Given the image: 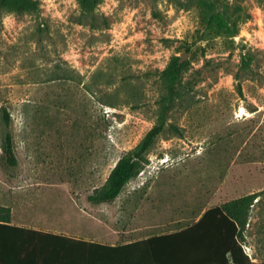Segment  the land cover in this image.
Returning <instances> with one entry per match:
<instances>
[{
  "label": "rangeland",
  "instance_id": "obj_1",
  "mask_svg": "<svg viewBox=\"0 0 264 264\" xmlns=\"http://www.w3.org/2000/svg\"><path fill=\"white\" fill-rule=\"evenodd\" d=\"M29 1L16 11L21 0H0V206L13 223L105 241L113 215L167 232L194 222L224 179L221 192L264 189V0H213L226 33L181 0H100L93 13L79 0ZM173 57L184 68L147 164L115 204L89 203L158 123ZM242 245L264 262V194Z\"/></svg>",
  "mask_w": 264,
  "mask_h": 264
},
{
  "label": "trees",
  "instance_id": "obj_2",
  "mask_svg": "<svg viewBox=\"0 0 264 264\" xmlns=\"http://www.w3.org/2000/svg\"><path fill=\"white\" fill-rule=\"evenodd\" d=\"M99 1L79 0V5L83 12L93 13ZM16 6L13 10H26L30 1L21 0ZM178 7L184 10L197 8L208 22H221L224 18V11L213 0H181ZM220 22L219 28L226 33V21L222 25ZM183 68L184 63H179L177 57L170 60L164 70L168 95L158 123L135 148L117 160L103 186L88 195L91 204L112 203L147 164L146 155L164 129L165 112ZM3 120L7 127L10 116L6 110H3ZM1 148L6 164L16 166L9 132H6ZM261 194L264 189L211 207L197 222L178 232L115 246L13 225L11 209L0 206V264H264L253 262L242 245L251 208Z\"/></svg>",
  "mask_w": 264,
  "mask_h": 264
},
{
  "label": "crops",
  "instance_id": "obj_3",
  "mask_svg": "<svg viewBox=\"0 0 264 264\" xmlns=\"http://www.w3.org/2000/svg\"><path fill=\"white\" fill-rule=\"evenodd\" d=\"M224 183H226V179H224L223 184L221 183L219 188L217 190H215L216 192H213L211 195H209L207 197L206 204H204V207L202 208L198 218H196V220L194 222H192L191 224H189L187 226H190V225L194 224L195 222H197L198 219L201 217V215L207 209H209L211 207L220 205V204L226 202L227 200L237 198V197H239V196H241L243 194L256 192V191L252 190V191H248V192L245 191V192L239 193V190L237 188L233 189V188H226V187H225L226 189L224 188L225 191L221 192L220 190L223 189L222 187H223ZM212 189L214 190V188H212ZM118 200H119V196L112 202V204H115ZM93 205H96V204H93ZM98 205H102V204H98ZM11 215H12V213H11ZM94 222L98 224L96 226H100L99 228H103L102 227V223H103L102 221H94ZM119 222H120V219L118 218V216H114L113 215L112 218H111L112 230H110V232H108L107 235L103 236L104 238H105V236H107L109 238V235L112 234L113 239L109 238L107 240L104 239L105 241H103V240L97 239V238L96 239H92V238H86L84 236H80L79 234H76L74 232H71V231L67 230V228H65L63 226H60V227H39V226H35V225L26 226V225H23V224H15V223H13V221L11 219V223L13 225H16V226L30 228V229H34V230H40V231H44V232H50V233H54V234H62V235H66V236H69V237H72V238H75V239H82L84 241L96 242V243L112 245V246L120 245V244H124V243H129V242H134V241H138V240H142V239H146V238H150V237H155V236H161V235H165V234L175 233V232H178V231H180V230H182V229L187 227V226L178 227V228L170 229L167 232H155L153 234H149L150 231L152 232V230L156 229V228H151V227H146V226H141L140 225L138 227L130 229L129 227L126 228V227L121 226V225L119 226ZM94 228L97 229L98 227H95V225H94ZM135 229L138 230V233L135 232ZM143 230H147L148 232L145 233V232H143ZM135 237H140V238L134 239ZM127 238H132L133 240H127ZM121 239H123V241Z\"/></svg>",
  "mask_w": 264,
  "mask_h": 264
},
{
  "label": "water",
  "instance_id": "obj_4",
  "mask_svg": "<svg viewBox=\"0 0 264 264\" xmlns=\"http://www.w3.org/2000/svg\"><path fill=\"white\" fill-rule=\"evenodd\" d=\"M184 55H186V54H184Z\"/></svg>",
  "mask_w": 264,
  "mask_h": 264
}]
</instances>
